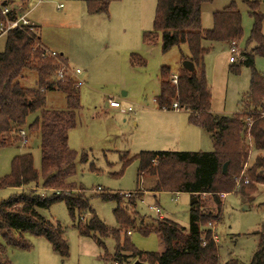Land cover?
<instances>
[{"label":"rangeland","instance_id":"rangeland-1","mask_svg":"<svg viewBox=\"0 0 264 264\" xmlns=\"http://www.w3.org/2000/svg\"><path fill=\"white\" fill-rule=\"evenodd\" d=\"M35 2L32 0L25 11L33 9ZM254 3L258 4L257 11L264 15V0H214L204 4L202 29L211 30L214 13L234 4L241 14L243 27L238 47L242 52L250 51L254 47L248 44L254 25L251 17ZM156 8L157 0H113L107 14L91 15L86 0H42L29 16L41 27L44 46L69 59V77L78 86V107H74L73 102L69 104L65 94L58 91L48 92L44 107L63 111L72 106L76 112L75 125L68 133L69 148L77 155L76 171L70 180L76 189H82L95 214L112 229L120 228L114 216L117 203L105 201L101 195H118L122 208L135 220L136 227L128 235L123 231L122 240L127 236L136 249L148 253L162 249L157 234L146 236L139 232L140 228L155 225V219H161L151 207L159 206L163 219L189 229L192 195L162 192L155 198L148 192L151 181L139 175L138 155L142 152L214 151L209 134L190 123L189 111L160 110L154 101L160 94L162 67H169L172 74L178 76L183 58L188 61L191 56L187 45L164 53L161 34L152 43L144 41V35L154 31ZM262 28L264 35V23ZM5 43L6 37L0 38V51L4 50ZM203 45L210 49L202 65L212 93L213 113L226 116L238 113L240 102L249 95L251 68L240 65L243 58L230 62L231 43L205 41ZM133 55L144 64H136ZM237 66H240L239 71H234ZM254 67L264 75V57H255ZM78 69L81 73L75 75ZM24 73L18 82L26 88L36 87L35 71L27 69ZM110 100L120 102L122 108L112 109ZM40 113L29 115L25 136H18L20 141L0 149V179L11 173L15 157L27 153L32 154L35 169L40 170V135L28 130ZM253 122H249V127ZM243 139L248 158L236 179L235 190L217 195L222 204L219 208L215 204L216 196H201L204 210L217 217L208 227L213 230V239L219 246L221 264L231 259L238 264H251L264 240V184L252 183L248 176L255 174L264 178V168L255 166L258 157L264 159V150H256L250 132L245 131ZM250 183L256 188L244 197L239 189L252 185ZM19 192L1 190L0 202ZM136 197L137 205L133 208L130 200ZM41 213L64 231L71 249L70 258L64 264H105L97 255L103 252L102 248L93 237L79 234L80 219L77 216L73 220L64 202ZM90 218L91 214L83 215L82 223ZM22 235L29 249L8 246L0 233V246L5 247V254L0 253L1 259L10 264H63L46 239L30 233ZM103 241L109 249H116L115 239Z\"/></svg>","mask_w":264,"mask_h":264},{"label":"trees","instance_id":"trees-1","mask_svg":"<svg viewBox=\"0 0 264 264\" xmlns=\"http://www.w3.org/2000/svg\"><path fill=\"white\" fill-rule=\"evenodd\" d=\"M213 1L157 0L154 31L144 35V41L152 43L161 34L164 53L174 47L188 46L191 55L188 61L194 63L195 71L190 72L183 67L178 75V83L174 84L171 69L162 67L160 94L154 101L160 110L189 111L190 123L204 129L214 145L212 152H142L138 155L139 175L151 181L149 192L192 195L189 229L167 219H155V225L139 229L142 235L157 234L163 246L162 252H142L135 248L127 236L122 240L123 231L128 235L136 227L135 220L122 208V200L118 195H101L105 201L117 203L114 216L120 228L112 229L95 214L82 189H76L70 180L76 171L77 155L69 148L68 133L75 125L76 112L72 106L63 111L44 109L48 92L54 91L65 94L69 104L73 102L74 107H78V86L74 80L69 76L64 81L55 80L56 70L68 65L63 54L57 59L46 54L47 48L42 44L40 30L36 26L35 32L16 29L5 36V47L0 51V149L20 141L18 136L21 131H25L29 115L41 112L28 126V130L39 132L42 155L39 171L34 167L32 154L27 153L15 157L11 173L0 179V191L20 190L0 202V233L8 246L29 249L22 234L30 233L46 239L62 260L68 259L70 245L63 229L41 213V210L64 202L73 220L77 216L80 219L77 229L81 236L93 237L105 252L103 240L115 239L117 247L112 256L107 255V262L221 264L219 246L213 239V230L208 227L209 223L217 221V217L204 210L201 196H216L215 204L219 208L222 204L217 195L235 190L236 179L248 158L243 139L245 131L250 132L256 150H264V75L254 67L255 57H264V15L257 11L258 4L251 6L254 25L248 44L254 47L242 54L245 60L240 62V65L251 68L249 95L240 102L241 111L238 113L216 115L212 111V93L202 65L210 49L203 44L205 41L238 43L243 36V27L240 12L231 4L224 11L214 13L211 30H203L202 6ZM18 2L24 8L29 0H6L5 4ZM112 2L86 0L91 15L107 14ZM17 15L18 11L14 9L10 16L17 18ZM0 20H3L1 14ZM132 58L137 59L135 55ZM136 59V64H144V61ZM239 68L237 66L234 71H239ZM27 69L37 74L38 82L34 88L23 87L18 82ZM175 103L178 109L174 108ZM251 121L254 122L249 127ZM227 162L229 173L224 175L223 166ZM255 166L256 169H263L264 159L258 157ZM248 176L252 183L264 184L263 177L255 174ZM254 188L253 184L243 186L239 192L246 197L248 191ZM137 201V197L130 200V205L136 208ZM86 214H91V218L82 223L83 215ZM4 251L5 247L0 246L1 255L5 254ZM0 264H10V261L0 258ZM224 264L238 263L231 259ZM251 264H264V240Z\"/></svg>","mask_w":264,"mask_h":264},{"label":"built area","instance_id":"built-area-1","mask_svg":"<svg viewBox=\"0 0 264 264\" xmlns=\"http://www.w3.org/2000/svg\"><path fill=\"white\" fill-rule=\"evenodd\" d=\"M42 0H37L38 3H41ZM6 3V0H0V14L3 17V20H0V37L6 36L10 31L16 30V29H29V31L35 32V25L31 22L29 19V12L25 11L24 8L21 5H17L14 3ZM14 9H17L18 15L17 18H11V14L14 11ZM243 50H240L238 47V43H231V57H230V62L231 63H236L237 59H245L242 54ZM46 54L52 58L57 59L60 54H58L55 51H51L49 49H46ZM69 69L70 67L67 65H63L62 68H59L55 72V80L56 81H64L67 76H69ZM75 75L80 74L81 71L78 69L76 72H74ZM173 83L177 84L178 83V76L173 75ZM110 107L112 109H121L122 105L118 101L110 100L109 103ZM174 108L178 109V105L175 103ZM129 112L131 111V108L128 110ZM178 111V110H177ZM20 135L25 136V131H21ZM99 191H101V188H98ZM152 210L160 216L161 219L162 217V211L159 206H152ZM110 264V263H108ZM111 264H119V262H112Z\"/></svg>","mask_w":264,"mask_h":264},{"label":"crops","instance_id":"crops-1","mask_svg":"<svg viewBox=\"0 0 264 264\" xmlns=\"http://www.w3.org/2000/svg\"><path fill=\"white\" fill-rule=\"evenodd\" d=\"M31 1H32V0H30L28 4H30ZM41 2H42V1H41ZM16 4L22 6V3H21V2H18V3H16ZM28 4H27V5H28ZM27 5L24 6V10L26 9V6H27ZM37 5H38V2H37V0H36L34 8H35ZM40 5H41V4H40ZM38 7H39V6H38ZM34 8H33V9H34ZM33 9H31L30 11H27V12H29V16H30V14H31V12H32ZM36 20H37V19H36ZM31 22H32L36 27H38V29L40 30V33H41V27L38 25L37 22L35 23V19H32ZM4 37H5V36H4ZM0 38H3V37H0ZM41 42H42V37H41ZM42 44H43V43H42ZM43 45H44V44H43ZM46 48H47V47H46ZM60 54H63V53H60ZM63 56H64V54H63ZM64 58L66 59L68 65H69V67H70V61H69V59L66 58L65 56H64ZM174 75H177V74H174ZM54 92H55V91H54ZM148 192H149V191H148ZM150 193H152V195H155V198L157 197V194H158V193H153V192H150ZM105 245H106V243H105ZM102 251H103V252H101V253H97V255H98L100 258H102V259L105 261V264H106V263H108V262H106V261H107V259L109 258L107 255L112 256V255L114 254L115 249H109L108 246L106 245V252H105L103 249H102ZM162 251H163V246H162L161 251H159V252H162ZM106 253H107V254H106ZM70 255H71V249H70ZM70 255H69V258H70ZM69 258L66 259V260H62V263L64 264L66 261L69 260ZM68 264H70V263H68Z\"/></svg>","mask_w":264,"mask_h":264},{"label":"water","instance_id":"water-1","mask_svg":"<svg viewBox=\"0 0 264 264\" xmlns=\"http://www.w3.org/2000/svg\"><path fill=\"white\" fill-rule=\"evenodd\" d=\"M246 1H248V0H246ZM183 67L190 72L195 71V65L191 61H184ZM228 173H229V163L227 162L223 167V174L227 175ZM133 264H144V263H142L140 261H135Z\"/></svg>","mask_w":264,"mask_h":264}]
</instances>
